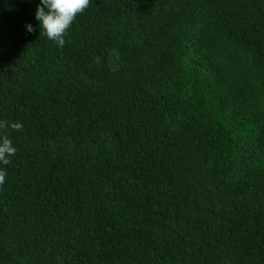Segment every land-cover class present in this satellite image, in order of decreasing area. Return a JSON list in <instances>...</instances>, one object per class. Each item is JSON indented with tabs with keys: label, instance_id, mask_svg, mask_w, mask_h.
<instances>
[{
	"label": "trees",
	"instance_id": "obj_1",
	"mask_svg": "<svg viewBox=\"0 0 264 264\" xmlns=\"http://www.w3.org/2000/svg\"><path fill=\"white\" fill-rule=\"evenodd\" d=\"M38 4L0 0V264H264V0H90L62 48Z\"/></svg>",
	"mask_w": 264,
	"mask_h": 264
},
{
	"label": "clouds",
	"instance_id": "obj_2",
	"mask_svg": "<svg viewBox=\"0 0 264 264\" xmlns=\"http://www.w3.org/2000/svg\"><path fill=\"white\" fill-rule=\"evenodd\" d=\"M89 6L90 0H40L35 18L39 21L40 28L44 30L43 34L62 48L68 29L77 15L83 13ZM26 29L28 32L34 31L31 24H27ZM8 127L17 132L23 130L20 122L0 121V163L3 165L11 163L10 157L17 152L12 140L4 131ZM6 176L7 172L0 169V186L6 182Z\"/></svg>",
	"mask_w": 264,
	"mask_h": 264
}]
</instances>
